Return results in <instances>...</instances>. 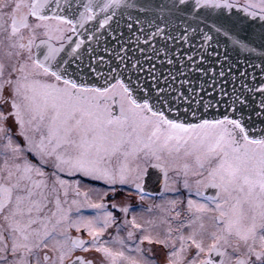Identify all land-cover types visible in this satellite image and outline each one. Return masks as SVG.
Listing matches in <instances>:
<instances>
[{"label": "snow or ice", "instance_id": "6c2138e0", "mask_svg": "<svg viewBox=\"0 0 264 264\" xmlns=\"http://www.w3.org/2000/svg\"><path fill=\"white\" fill-rule=\"evenodd\" d=\"M0 264H264V0H0Z\"/></svg>", "mask_w": 264, "mask_h": 264}, {"label": "flooded vegetation", "instance_id": "af4514ba", "mask_svg": "<svg viewBox=\"0 0 264 264\" xmlns=\"http://www.w3.org/2000/svg\"><path fill=\"white\" fill-rule=\"evenodd\" d=\"M159 170H155V169H149V175L145 176V184L147 186V190L148 191H157L158 189L154 186L155 184V173L158 172ZM208 193L209 194H214V190L212 189H209L208 190ZM123 197V194H120L118 197H117V200H120L122 199ZM73 235H76V232L75 230H73L72 232Z\"/></svg>", "mask_w": 264, "mask_h": 264}, {"label": "rangeland", "instance_id": "374dc122", "mask_svg": "<svg viewBox=\"0 0 264 264\" xmlns=\"http://www.w3.org/2000/svg\"><path fill=\"white\" fill-rule=\"evenodd\" d=\"M86 214H90V213H86Z\"/></svg>", "mask_w": 264, "mask_h": 264}]
</instances>
